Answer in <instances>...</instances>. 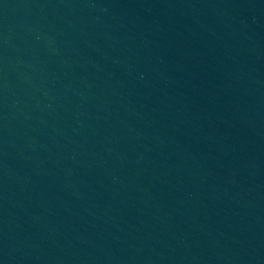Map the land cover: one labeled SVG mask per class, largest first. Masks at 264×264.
I'll return each instance as SVG.
<instances>
[{"label":"water","instance_id":"obj_1","mask_svg":"<svg viewBox=\"0 0 264 264\" xmlns=\"http://www.w3.org/2000/svg\"><path fill=\"white\" fill-rule=\"evenodd\" d=\"M0 264H264V0H0Z\"/></svg>","mask_w":264,"mask_h":264}]
</instances>
